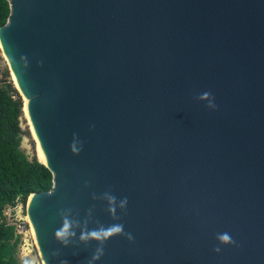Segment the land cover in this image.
<instances>
[{"label":"water","instance_id":"water-1","mask_svg":"<svg viewBox=\"0 0 264 264\" xmlns=\"http://www.w3.org/2000/svg\"><path fill=\"white\" fill-rule=\"evenodd\" d=\"M9 3L0 49L52 175L27 204L44 264L97 247L55 239L62 209L131 233L96 264H264V0Z\"/></svg>","mask_w":264,"mask_h":264},{"label":"trees","instance_id":"trees-1","mask_svg":"<svg viewBox=\"0 0 264 264\" xmlns=\"http://www.w3.org/2000/svg\"><path fill=\"white\" fill-rule=\"evenodd\" d=\"M10 12L9 0H0V28L8 22ZM23 105L14 84L0 79V264H24L20 257L23 237L9 224L7 209L18 199L26 204L32 194L52 187L48 168L22 149L26 136L21 126Z\"/></svg>","mask_w":264,"mask_h":264},{"label":"clouds","instance_id":"clouds-1","mask_svg":"<svg viewBox=\"0 0 264 264\" xmlns=\"http://www.w3.org/2000/svg\"><path fill=\"white\" fill-rule=\"evenodd\" d=\"M198 99L202 102H207V107L210 109H214L216 107L214 98L209 92L200 94ZM70 151L75 155H79V153L82 151V144L78 142L75 136L73 137V141L70 144ZM95 198L96 197L94 196L93 199ZM102 199L107 202V211L110 217L114 221L119 220V217L117 216V209H119L121 212L126 210L128 203L127 197H124L118 201L117 197L109 191L103 194ZM59 216L61 219V226L56 229L54 237L63 247L67 248L70 245V242L76 239L78 230L80 233L78 237L80 244L87 246L90 242L96 243L97 247L91 257V260L89 261V264H96V261L101 259V257L104 255V245L111 238L115 236H125L130 242L133 240L131 233H125L124 225L122 223H113L105 226L99 222H96L97 226L89 229L88 224L92 220L91 209H89L87 217L83 222H81L78 218L73 217L71 209H62L59 212ZM217 241L219 245L223 246L232 245L235 243L232 236L228 232L217 234ZM220 250V247L215 249L217 253H219ZM56 255L58 254L53 253V256ZM60 264H67V262L61 261Z\"/></svg>","mask_w":264,"mask_h":264},{"label":"rangeland","instance_id":"rangeland-1","mask_svg":"<svg viewBox=\"0 0 264 264\" xmlns=\"http://www.w3.org/2000/svg\"><path fill=\"white\" fill-rule=\"evenodd\" d=\"M6 72H9V77L5 76ZM14 78L15 77L9 68V64L7 63V60L0 49V79H5V80L8 79L13 84L15 83L14 84L15 86L16 81ZM21 126L23 131L26 133L22 145L23 151L26 152V154L30 159L35 157L36 159L40 160L41 159L40 148L38 146L37 140L34 137L33 131L30 128L26 112H24L23 114ZM7 213L9 212L7 211ZM10 219H12V217H10ZM20 257L23 260L24 264H44L43 259L40 256L39 247L37 245L36 238L32 233V230H31V234L27 239V242L23 243V245L21 246Z\"/></svg>","mask_w":264,"mask_h":264},{"label":"built area","instance_id":"built-area-1","mask_svg":"<svg viewBox=\"0 0 264 264\" xmlns=\"http://www.w3.org/2000/svg\"><path fill=\"white\" fill-rule=\"evenodd\" d=\"M27 204L28 201L24 204L18 199L15 206L7 209L9 213L5 212L9 224L16 227L17 234L23 237V243L27 242L32 230L27 213Z\"/></svg>","mask_w":264,"mask_h":264},{"label":"bare ground","instance_id":"bare-ground-1","mask_svg":"<svg viewBox=\"0 0 264 264\" xmlns=\"http://www.w3.org/2000/svg\"><path fill=\"white\" fill-rule=\"evenodd\" d=\"M15 79V78H14ZM15 81H16V79H15ZM16 86L19 88V86H18V83H17V81H16ZM26 112V111H25ZM27 115V114H26ZM34 134V133H33ZM35 137V136H34ZM36 139V138H35ZM38 143V142H37ZM38 146H39V144H38ZM39 148H40V146H39ZM40 155H41V159L39 160V162L41 163V164H43L44 166H46V160H45V157H44V155H43V153H42V150H41V148H40ZM30 225H31V222H30ZM31 228H32V226H31ZM32 233L34 234V232H33V228H32ZM35 236V235H34ZM39 252H40V250H39ZM40 256H41V253H40ZM42 257V256H41Z\"/></svg>","mask_w":264,"mask_h":264}]
</instances>
